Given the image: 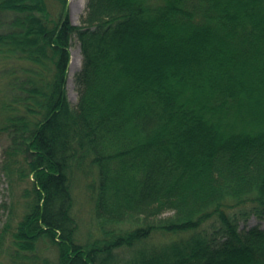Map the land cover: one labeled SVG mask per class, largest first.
Here are the masks:
<instances>
[{"label": "trees", "instance_id": "trees-1", "mask_svg": "<svg viewBox=\"0 0 264 264\" xmlns=\"http://www.w3.org/2000/svg\"><path fill=\"white\" fill-rule=\"evenodd\" d=\"M66 2L0 0V172L17 192L0 258L264 264L247 225L264 218V0H88L81 24Z\"/></svg>", "mask_w": 264, "mask_h": 264}, {"label": "rangeland", "instance_id": "rangeland-1", "mask_svg": "<svg viewBox=\"0 0 264 264\" xmlns=\"http://www.w3.org/2000/svg\"><path fill=\"white\" fill-rule=\"evenodd\" d=\"M88 0H67V13L70 21L74 24H81V16L84 14ZM73 60V69L71 71L70 64ZM82 64V53L79 43L76 39L73 40V45L70 48V61L68 65V78H67V95L72 102H77L78 93L74 84V75L78 71ZM9 144V138L6 134H0V165L3 163L4 156L3 150ZM77 190V189H76ZM79 195L75 199L74 212L80 220V232L79 238L85 242L91 238H95L96 227L94 224V218L91 213L92 204L90 194L82 187L77 192ZM0 201L5 202L8 206L17 202V192L14 194L9 186L6 176L0 172ZM10 209V208H9ZM0 211V232L2 231L6 221L9 219L11 212ZM22 214L21 207H17V215L14 218V225L20 219ZM247 225H259L264 228V218L259 219L257 217H251L247 222ZM0 264H14L9 254H3L0 258Z\"/></svg>", "mask_w": 264, "mask_h": 264}, {"label": "bare ground", "instance_id": "bare-ground-1", "mask_svg": "<svg viewBox=\"0 0 264 264\" xmlns=\"http://www.w3.org/2000/svg\"><path fill=\"white\" fill-rule=\"evenodd\" d=\"M70 67H71L70 69H71V71H72V69H73V68H72V67H73V60H72V62H71V64H70Z\"/></svg>", "mask_w": 264, "mask_h": 264}]
</instances>
